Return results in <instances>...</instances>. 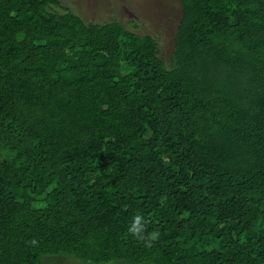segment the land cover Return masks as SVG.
<instances>
[{
  "label": "trees",
  "instance_id": "1",
  "mask_svg": "<svg viewBox=\"0 0 264 264\" xmlns=\"http://www.w3.org/2000/svg\"><path fill=\"white\" fill-rule=\"evenodd\" d=\"M179 2L165 62L0 0V264H264V0Z\"/></svg>",
  "mask_w": 264,
  "mask_h": 264
},
{
  "label": "rangeland",
  "instance_id": "2",
  "mask_svg": "<svg viewBox=\"0 0 264 264\" xmlns=\"http://www.w3.org/2000/svg\"><path fill=\"white\" fill-rule=\"evenodd\" d=\"M59 13L70 11L85 23H116L140 36H151L167 62L181 15L179 0H59ZM39 264H91L72 256H47ZM104 264V263H101ZM118 264V263H106Z\"/></svg>",
  "mask_w": 264,
  "mask_h": 264
},
{
  "label": "clouds",
  "instance_id": "3",
  "mask_svg": "<svg viewBox=\"0 0 264 264\" xmlns=\"http://www.w3.org/2000/svg\"><path fill=\"white\" fill-rule=\"evenodd\" d=\"M143 230V226L141 224V218L140 217H136L135 218V224L132 227L131 231L137 235H139Z\"/></svg>",
  "mask_w": 264,
  "mask_h": 264
}]
</instances>
